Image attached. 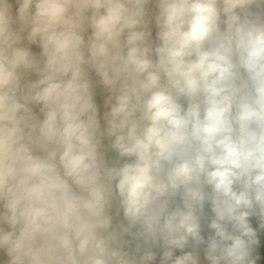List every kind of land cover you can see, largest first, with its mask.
Here are the masks:
<instances>
[{"label": "clouds", "instance_id": "clouds-1", "mask_svg": "<svg viewBox=\"0 0 264 264\" xmlns=\"http://www.w3.org/2000/svg\"><path fill=\"white\" fill-rule=\"evenodd\" d=\"M0 264H264V0H0Z\"/></svg>", "mask_w": 264, "mask_h": 264}]
</instances>
